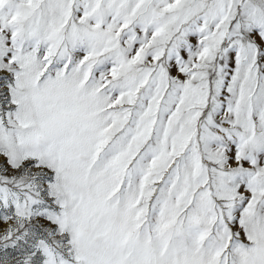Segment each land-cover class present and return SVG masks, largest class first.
<instances>
[{
    "label": "snow or ice",
    "instance_id": "6c2138e0",
    "mask_svg": "<svg viewBox=\"0 0 264 264\" xmlns=\"http://www.w3.org/2000/svg\"><path fill=\"white\" fill-rule=\"evenodd\" d=\"M0 264H264V0H0Z\"/></svg>",
    "mask_w": 264,
    "mask_h": 264
}]
</instances>
